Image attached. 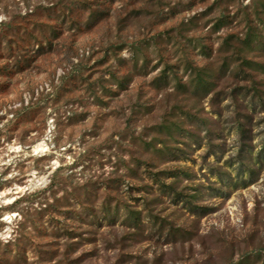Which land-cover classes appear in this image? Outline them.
<instances>
[{
    "label": "rangeland",
    "instance_id": "1",
    "mask_svg": "<svg viewBox=\"0 0 264 264\" xmlns=\"http://www.w3.org/2000/svg\"><path fill=\"white\" fill-rule=\"evenodd\" d=\"M0 264H264V0H0Z\"/></svg>",
    "mask_w": 264,
    "mask_h": 264
},
{
    "label": "bare ground",
    "instance_id": "2",
    "mask_svg": "<svg viewBox=\"0 0 264 264\" xmlns=\"http://www.w3.org/2000/svg\"><path fill=\"white\" fill-rule=\"evenodd\" d=\"M13 149H18V146L17 147H13ZM47 150H48V147L46 145L45 140H41V141L37 142L36 144H34L32 146V151L34 152V154H38L40 152H46ZM17 151H19V149ZM38 180L39 179H36V177H33V179H30L28 186L25 187V188L28 189V188H33V187L37 186L38 184H40L38 182ZM25 188L22 187V186H16L17 192L18 191L19 192H22ZM2 195H5V192H2ZM6 201L7 202H10L12 200L11 199H7ZM11 218H12V215L11 214L5 215V219L6 220H11Z\"/></svg>",
    "mask_w": 264,
    "mask_h": 264
}]
</instances>
